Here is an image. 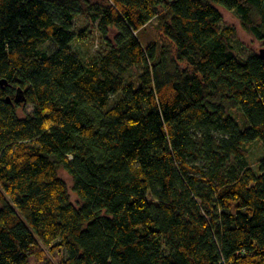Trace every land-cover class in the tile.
Returning <instances> with one entry per match:
<instances>
[{"label":"trees","instance_id":"1","mask_svg":"<svg viewBox=\"0 0 264 264\" xmlns=\"http://www.w3.org/2000/svg\"><path fill=\"white\" fill-rule=\"evenodd\" d=\"M85 3L0 0V264H264V60L220 11L264 46V0L88 3L90 62ZM155 19L168 43L144 42Z\"/></svg>","mask_w":264,"mask_h":264},{"label":"rangeland","instance_id":"2","mask_svg":"<svg viewBox=\"0 0 264 264\" xmlns=\"http://www.w3.org/2000/svg\"><path fill=\"white\" fill-rule=\"evenodd\" d=\"M89 4H104L105 0H87ZM85 3L84 13L79 15L75 21V30L80 32L83 29L89 31V39L86 41L75 40L72 44L74 50H76L86 62H90L96 54L100 51H103L106 47L105 41L102 39L100 32L98 30V22L95 21L91 13H94L95 10L89 9V4ZM222 13V26H233L236 29V39L234 40V45L236 51L240 56L247 58L252 53L259 52L262 44L258 41L251 33L246 31L240 21L239 14L236 10H227L223 7L220 8ZM114 33H111L110 38H112ZM145 43L156 42V43H168L167 39L162 34L159 26L157 25V20H153L152 24L149 25L145 31ZM55 48V44L52 41H49L44 44L43 49L47 52L52 51ZM141 72L140 68H132L127 73V81L135 79L138 74ZM19 116L23 117L28 113L33 111V106L31 104H22L18 107ZM229 115L232 116L240 128H246L248 123L245 120L242 109H232L229 112ZM264 157V147L262 141L257 139L252 143L250 148V153L248 156V161L258 171V163L260 159ZM59 175L62 177L69 186L71 199L75 204H79V199L77 194L73 190V178L72 176L64 169L59 170ZM53 262L56 260L52 259ZM34 264H37L36 262Z\"/></svg>","mask_w":264,"mask_h":264},{"label":"water","instance_id":"3","mask_svg":"<svg viewBox=\"0 0 264 264\" xmlns=\"http://www.w3.org/2000/svg\"><path fill=\"white\" fill-rule=\"evenodd\" d=\"M259 55H260V57L264 60V46H262L261 48H260V50H259ZM9 100H10V97L8 98ZM25 99V96H24V94L22 93V91H20V92H18L17 93V96H16V100L17 101H22V100H24Z\"/></svg>","mask_w":264,"mask_h":264}]
</instances>
